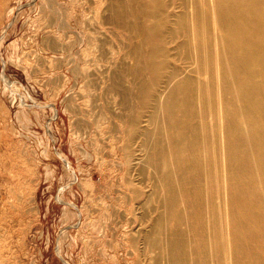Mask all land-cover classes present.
<instances>
[{
	"label": "rangeland",
	"instance_id": "rangeland-1",
	"mask_svg": "<svg viewBox=\"0 0 264 264\" xmlns=\"http://www.w3.org/2000/svg\"><path fill=\"white\" fill-rule=\"evenodd\" d=\"M124 1L0 0V264H151L157 255L143 240L157 199L144 213L132 192L153 188L134 166L122 104L132 46L146 38L132 29L153 19H117L132 11Z\"/></svg>",
	"mask_w": 264,
	"mask_h": 264
},
{
	"label": "bare ground",
	"instance_id": "bare-ground-1",
	"mask_svg": "<svg viewBox=\"0 0 264 264\" xmlns=\"http://www.w3.org/2000/svg\"><path fill=\"white\" fill-rule=\"evenodd\" d=\"M180 1L128 0L116 16L153 19L132 29L146 38L122 99L153 188L132 192L144 213L157 199L144 244L151 264H264V0Z\"/></svg>",
	"mask_w": 264,
	"mask_h": 264
}]
</instances>
